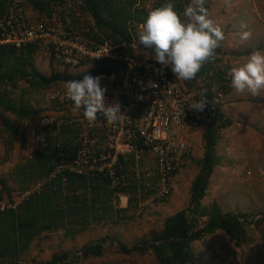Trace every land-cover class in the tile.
I'll return each mask as SVG.
<instances>
[{"label": "trees", "instance_id": "trees-1", "mask_svg": "<svg viewBox=\"0 0 264 264\" xmlns=\"http://www.w3.org/2000/svg\"><path fill=\"white\" fill-rule=\"evenodd\" d=\"M24 1L20 5L25 11V6L36 11L40 15V21L45 19L54 24V20H59L58 23L68 30L84 35L98 44L110 41L118 47L114 50L124 58L135 56L133 45L138 41V30L143 28L149 13L169 2ZM172 3L175 11L188 22L191 18L184 13L192 5V0H172ZM13 4L14 0H0V22L4 21ZM204 8L208 15L211 6L205 2ZM246 32L252 34L249 30ZM238 33L234 32L235 36L242 34ZM2 35L3 31L0 29V39ZM226 37L220 42L214 55L203 63L197 76L192 80H184L189 88H184L186 93H196L193 101L203 99L207 103L221 95L226 99L234 91L229 76L230 63L246 58L256 50H264L263 46L257 44L246 46L243 51L240 47L239 51L228 52L229 43ZM138 49L143 54L140 59L145 58L146 53L155 56L154 50L146 49L140 44ZM39 52V43H29L21 48L0 45V130L6 132L10 138L9 143L21 140L26 144L25 133L21 130L22 122L33 120L48 111L36 108L29 99H24L26 102L17 100L15 90L19 89V84L26 85L32 91L41 92L67 84L68 81L81 80L85 74L93 77L110 76L127 69V62L108 59L86 66L88 69L84 73H73L70 68L60 66L58 70L53 69L48 74L39 69ZM50 65L54 67L52 63ZM167 68L169 77L177 78L170 70L171 65ZM224 106V101H220L216 106L209 107L207 118L198 125L202 127L208 124L203 135L204 155L195 161L200 170L191 186L190 207L170 216L161 228L153 229L133 245L124 241L121 229L133 224L142 203L156 195V183L150 182L154 180L158 184L161 180L156 166L154 169L141 171V178H131L126 185L117 187L112 185L111 179L103 175L86 177L67 174L65 177L52 179L47 185L23 198L26 192L33 189L32 185L51 176L59 165L61 157L58 144L63 147L67 158H73L80 147L77 132L70 131L71 128H65L61 136L54 135L55 140L51 139V146L45 153L38 151L39 154H36L35 151L33 160H26L8 176L0 175V264H25L34 246L45 234L58 233L62 235L63 242H76L87 232L106 228L107 234L104 237L83 245L79 251H59L48 260L42 261L33 258V264H81L92 258H102L110 250L127 257L151 253L157 264H264V243H256L250 253L244 254L243 260L237 259L233 247L241 249L252 245L254 240L248 228L258 226L260 222L241 210L229 213L222 210V202L230 205V201L235 204V194L228 192L220 202L213 200L209 205L203 203L210 195L208 190L215 169L226 164L217 155L220 132L232 124L231 121L223 119ZM186 156L192 161V153ZM122 170L127 171L126 166ZM18 193H21V201L16 202L13 200L14 194ZM168 195L162 196L161 200H165ZM123 196L129 198L126 207L120 205ZM3 201L9 203L3 206ZM143 208L142 211L147 210V207ZM142 215L143 212L140 216ZM218 232L223 236L220 237ZM207 235H214L212 242L206 245L203 253L196 251L194 243L202 242Z\"/></svg>", "mask_w": 264, "mask_h": 264}, {"label": "built area", "instance_id": "built-area-1", "mask_svg": "<svg viewBox=\"0 0 264 264\" xmlns=\"http://www.w3.org/2000/svg\"><path fill=\"white\" fill-rule=\"evenodd\" d=\"M21 2L14 0L4 21L0 22L3 31L0 45L21 48L29 43H39L40 55L49 59L54 67L65 66L75 71L108 59L127 62L126 71L99 76L102 82L108 84L106 103L118 101L121 106L124 117L117 123L108 122L103 115H98L92 122L85 117L75 120L70 115L84 110L74 108L67 89H61L53 97L52 100H57L55 113L61 116L55 120L45 116L40 119V130L34 137L35 147L46 151L49 145L43 134L50 129L59 134L65 128L77 130L80 147L73 158H67L58 144L59 165L51 176L43 179L40 188L52 179L67 174L86 177L103 175L112 180L114 187L124 186L129 181V175L122 169L133 160L131 157L139 161L142 156H151L161 175L164 194H169L175 174L188 159L186 155L193 154L192 146L186 140L188 132L183 134L184 131L199 127V123L208 116V108L216 106L219 99L207 102L203 111L189 109L194 102L191 95L176 78L169 77L166 66L135 56L124 58L114 50L118 47L110 41L98 44L68 30L58 23L59 20H54V24L46 20L34 22L20 5ZM134 172L138 179L140 170ZM30 191L23 198L32 194Z\"/></svg>", "mask_w": 264, "mask_h": 264}, {"label": "rangeland", "instance_id": "rangeland-1", "mask_svg": "<svg viewBox=\"0 0 264 264\" xmlns=\"http://www.w3.org/2000/svg\"><path fill=\"white\" fill-rule=\"evenodd\" d=\"M21 1L22 3L25 2L24 0ZM205 2L207 5L211 6V10L208 12V18L212 20L214 26H219L221 28L223 34H225L224 37L227 36L226 39L229 43L228 49L238 48L241 50L240 47H242L243 51L246 46L251 47L256 46L257 44H260L264 47V0H205ZM191 7L193 9H197L198 0H192ZM25 8L32 21H45V19L40 21V15H38L36 11H33L29 6H25ZM228 29L230 32H228ZM247 30L252 32V34H250V36L245 39L243 37V33ZM138 31V41L136 40L137 43H134L133 48L136 51L135 56L141 57L143 54L142 51L138 49V43L139 37L143 32V28ZM236 31L239 32L238 34H242L235 36L234 32ZM143 59L156 61L155 56H151L147 53L146 57ZM37 63L40 67L39 69H41L44 73L50 74L53 69L58 70V67L56 68L50 65V60L45 58L43 54L40 55V59L37 61ZM169 65L165 66L169 67ZM86 69L88 68L70 71L73 73H84L87 71ZM176 79L183 88H188L184 79L178 77ZM101 83L103 82L101 81ZM102 85L108 87L107 83ZM18 86L19 89L15 90V98L17 100L23 101L24 99H29L31 104L36 108L48 109L46 113L41 115V118L39 116L40 119L45 116L50 117L51 120H55L57 117L61 116L60 114L55 113L54 102L52 99L61 89L66 90L67 84L57 85L48 91L41 92L32 91L24 84H19ZM190 95L191 98H193L195 97L196 93L192 92ZM221 100L223 101L224 99ZM22 125L23 126L21 130L24 132V121L22 122ZM207 126L208 124L206 123L203 127H193L184 131L183 134L188 132L186 135V140L193 149L192 161L190 159L185 161L184 165L186 166L181 169L175 180L172 181L171 192L165 197V200H161L162 196L165 195L164 187L161 181H159L158 184L154 180L150 181L153 184L156 183V195L142 203L139 208V212L137 213V219L133 222V224L122 227L121 233L126 243L133 245L134 243L141 241L143 237L149 234L153 229L161 228L167 218L179 211L181 212L183 210H187L190 207L191 186L193 180L197 177L200 170L195 161H197V159H201L204 155V142L203 140L201 141V138L204 135V131L206 130ZM36 127L37 124L32 126L34 133H37L35 131ZM2 130H0V175L8 176V174L14 172V170H16L19 165L24 164L26 160H33L34 151H37L38 149L35 147V140L33 143L30 140H26V144H24V142L21 140L16 143H9L8 141H10V138L7 136L6 132ZM59 134L60 136L62 135L61 133ZM54 135L57 136L58 134L54 131H49L44 133L43 137L46 142L50 143L49 139L53 138ZM219 144L221 145V142ZM222 159L224 161L226 160V162H232L229 160L227 154ZM244 164L245 162L242 163L241 167ZM155 166L156 163L152 157H144L142 162L127 167V173L129 176H132L133 170L136 167H138L141 171H144L151 170L152 168L154 169ZM238 166L239 165H237V167ZM241 167L239 166L240 169ZM244 167L248 171L224 173V176L221 177V181H219V186L224 188L230 187L231 190H229V192H234L232 187L235 182L238 181L239 177L245 184V187L243 190H238L235 204H230L229 206L233 207L235 211L241 210L244 211L243 213H247L253 217H256L255 220L260 222L258 226L248 228L249 234L254 240L252 245L241 249L233 247L235 253H237L238 260H243L244 254L247 255V253H250L252 247L256 245V243H264V181L259 179H253L252 181L248 176L252 169L251 164H249V166L248 164H245ZM237 173L240 175L237 176ZM43 182L44 181L42 180L37 185H32L33 189L30 191V193L38 190ZM20 194H14L13 200L16 202L21 201V198L19 197ZM213 198L214 196L210 194L203 201V203L209 205L212 203ZM128 202L129 198L127 196L121 197V207H126ZM8 203V201H3L2 204L5 206ZM246 206L249 207V209ZM143 207H147V210L142 211L141 208L144 209ZM225 208L227 209V205ZM141 211L143 212L142 216H140L142 214ZM106 229H96L87 232L76 242H63L61 239L62 235L58 233L45 234L40 240H38L30 255L26 259L25 264H33V258H35L36 261L48 260L54 253L63 250L72 249L74 251H79L83 245L97 241L99 238L104 237L107 234ZM218 233L220 237L223 236L221 232ZM212 239H214V235H207L202 242L194 243L195 250L203 253L206 249V245L209 242H212ZM81 264H157V262L151 253L145 256L133 254L132 256L127 257L118 254L115 250H110L102 258H92Z\"/></svg>", "mask_w": 264, "mask_h": 264}, {"label": "clouds", "instance_id": "clouds-1", "mask_svg": "<svg viewBox=\"0 0 264 264\" xmlns=\"http://www.w3.org/2000/svg\"><path fill=\"white\" fill-rule=\"evenodd\" d=\"M204 3L205 0H198L197 9L189 6L184 15L191 19L185 22L181 15L175 11L172 0H169L165 6L149 13L143 24V32L139 37L140 45L146 49L154 50L156 62L159 65L170 64V70L174 76L184 80H192L197 76L203 63L214 55L215 50L224 39L221 28L214 26L212 20L208 18ZM249 36L250 33H243L245 39ZM231 85L239 93L250 90L253 94H257L261 89H264V52L261 50L252 52L246 63L233 68L231 70ZM106 91L107 89L102 85L99 76L93 77L85 74L83 79L67 83V95L73 102L74 108H83V115L88 121H95L98 115H103L108 122L117 123L124 117L121 113V106L118 101L111 104L106 103ZM218 99L221 101L222 95ZM205 104L203 99L194 101L189 109L203 111ZM49 131L53 130L50 129L47 132ZM48 145L49 149L51 144L48 142ZM144 157L151 156H142L139 161L132 160L130 163L134 164L127 163L124 167L136 165ZM152 158L154 159V157ZM136 169L139 168L136 167L133 170L129 180L135 178L134 171ZM125 172L127 173V171ZM179 172L176 173L173 180ZM141 177L140 170L139 178ZM229 203L233 205L230 201ZM226 205L227 208L230 207L228 204Z\"/></svg>", "mask_w": 264, "mask_h": 264}, {"label": "crops", "instance_id": "crops-1", "mask_svg": "<svg viewBox=\"0 0 264 264\" xmlns=\"http://www.w3.org/2000/svg\"><path fill=\"white\" fill-rule=\"evenodd\" d=\"M233 50L239 51L238 48L227 49V51L231 53ZM262 52H264V50ZM247 58L248 57H246V59L243 58L233 60L230 63V78L231 70L246 63ZM102 84H106V82H103ZM223 101L225 104L223 107L225 117H223V119L231 121L232 124L228 127V129L220 132L217 144V155L220 158H223L227 154L229 160L232 162H226V160L224 161L222 159L226 164L223 165L224 167L221 166L215 169L211 178V185L208 190V194H212L214 196L213 200H217L219 202L221 197L228 195L229 190H231L230 187L224 188L219 186V181H221V177L224 176V173H233L237 171L246 172L248 170L245 169L244 165L248 164L249 166V164H251L252 172H249V178L252 181L253 179H264V89H261L257 94H253L250 90H245L244 92L239 93L234 89L227 99H224ZM70 117L75 120H81L84 118V115L83 112L80 113L75 111L70 115ZM40 118L36 117L33 120L24 122L25 141L30 140L32 143L34 142L35 133L32 126L37 124L35 131L38 132L40 130ZM70 131L75 132L77 130L71 128ZM51 139L53 141L55 140L54 137L50 138V143ZM202 140L203 136L201 138V141ZM220 142L221 145L219 144ZM36 154H39V152L36 151ZM233 161L238 163H234ZM243 162H245V164L241 167ZM237 165H239L241 169L239 166L237 167ZM250 173H252L253 176ZM239 175L240 174L237 173V176ZM244 187L245 184L238 177V181L235 182L232 187L235 197L237 196L238 190H243ZM222 203L223 205H226V202ZM222 210L226 212L235 211L233 207H228L226 209L224 206Z\"/></svg>", "mask_w": 264, "mask_h": 264}]
</instances>
